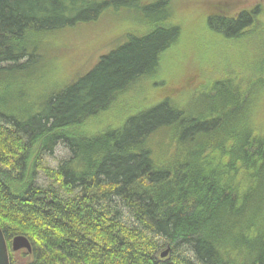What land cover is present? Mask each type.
Masks as SVG:
<instances>
[{
    "label": "trees",
    "instance_id": "obj_1",
    "mask_svg": "<svg viewBox=\"0 0 264 264\" xmlns=\"http://www.w3.org/2000/svg\"><path fill=\"white\" fill-rule=\"evenodd\" d=\"M170 1L0 0V229L8 251L15 237L28 240L29 264H264V77L244 91L219 82V99H195L200 119L160 102L117 129L75 132L175 43L178 30L161 26ZM119 11L156 26L31 95L43 79L39 41ZM207 25L236 36L252 19L211 16ZM162 136L170 160L159 166L152 145ZM58 147L66 157L51 169L45 160Z\"/></svg>",
    "mask_w": 264,
    "mask_h": 264
},
{
    "label": "rangeland",
    "instance_id": "obj_2",
    "mask_svg": "<svg viewBox=\"0 0 264 264\" xmlns=\"http://www.w3.org/2000/svg\"><path fill=\"white\" fill-rule=\"evenodd\" d=\"M166 11L169 15L165 23L159 24L176 28L179 35L159 56L157 67L117 95L107 111L89 118L75 132L89 137L117 129L129 117L160 102L176 107L187 118L200 119L205 116L199 106L203 104L202 99L196 102L195 99L212 93L219 82L229 81L227 87L237 90L238 86L242 88L239 91H244L253 79L264 77V0H171ZM241 13L251 15L252 25L236 36H230L231 31L228 37L218 34L207 25L211 16L236 18ZM155 26L154 22L134 19L131 12L119 11L104 14L95 23L46 36L37 43L43 56L38 68L43 79L33 83L31 95L40 96L73 81L127 35L140 37ZM211 96L214 101L221 92ZM257 103L259 113L263 112L264 96L260 99L258 96ZM166 141L167 137L162 136L154 139V143L161 142L159 146L151 144L156 165L169 164L168 151L159 153L160 149L168 150ZM162 142L166 144L163 146ZM65 157L66 152L58 147L45 164L54 169ZM8 254L12 264H29L24 251H11V243Z\"/></svg>",
    "mask_w": 264,
    "mask_h": 264
},
{
    "label": "water",
    "instance_id": "obj_3",
    "mask_svg": "<svg viewBox=\"0 0 264 264\" xmlns=\"http://www.w3.org/2000/svg\"><path fill=\"white\" fill-rule=\"evenodd\" d=\"M11 251L16 253L19 251H24L27 254H30L31 248H30V243L25 237L18 236L15 237L11 241ZM170 251V248H167L161 255V259H165L166 256L168 255ZM0 264H9V259H8V251L7 247L0 229Z\"/></svg>",
    "mask_w": 264,
    "mask_h": 264
},
{
    "label": "flooded vegetation",
    "instance_id": "obj_4",
    "mask_svg": "<svg viewBox=\"0 0 264 264\" xmlns=\"http://www.w3.org/2000/svg\"><path fill=\"white\" fill-rule=\"evenodd\" d=\"M9 264H12V262H11V261H9Z\"/></svg>",
    "mask_w": 264,
    "mask_h": 264
}]
</instances>
